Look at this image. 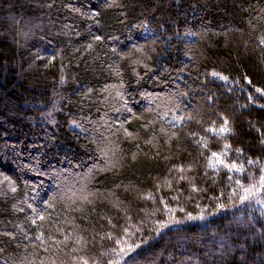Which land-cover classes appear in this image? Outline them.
<instances>
[{
    "label": "trees",
    "instance_id": "16d2710c",
    "mask_svg": "<svg viewBox=\"0 0 264 264\" xmlns=\"http://www.w3.org/2000/svg\"><path fill=\"white\" fill-rule=\"evenodd\" d=\"M0 264H264V0H0Z\"/></svg>",
    "mask_w": 264,
    "mask_h": 264
},
{
    "label": "rangeland",
    "instance_id": "374dc122",
    "mask_svg": "<svg viewBox=\"0 0 264 264\" xmlns=\"http://www.w3.org/2000/svg\"><path fill=\"white\" fill-rule=\"evenodd\" d=\"M216 79H218L219 81L223 82V83H227V79L222 77V76H219V75H214ZM220 161V159L216 158L215 159V163H218Z\"/></svg>",
    "mask_w": 264,
    "mask_h": 264
},
{
    "label": "snow or ice",
    "instance_id": "6c2138e0",
    "mask_svg": "<svg viewBox=\"0 0 264 264\" xmlns=\"http://www.w3.org/2000/svg\"><path fill=\"white\" fill-rule=\"evenodd\" d=\"M224 131V129H221V132H223Z\"/></svg>",
    "mask_w": 264,
    "mask_h": 264
}]
</instances>
